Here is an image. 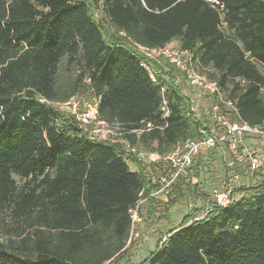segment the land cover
<instances>
[{
  "label": "trees",
  "instance_id": "1",
  "mask_svg": "<svg viewBox=\"0 0 264 264\" xmlns=\"http://www.w3.org/2000/svg\"><path fill=\"white\" fill-rule=\"evenodd\" d=\"M173 42L234 103V122L263 125L264 0H0V264H109L130 248L131 212L156 187L123 142L91 139L53 104L88 92L120 141L161 157L210 136L185 76L134 49ZM62 62L78 68L67 87ZM259 176L184 218L143 264H264Z\"/></svg>",
  "mask_w": 264,
  "mask_h": 264
},
{
  "label": "rangeland",
  "instance_id": "2",
  "mask_svg": "<svg viewBox=\"0 0 264 264\" xmlns=\"http://www.w3.org/2000/svg\"><path fill=\"white\" fill-rule=\"evenodd\" d=\"M168 47L180 49L178 42H173ZM161 61L162 59L159 63L155 62L161 65ZM260 70L264 74L262 67ZM77 74V67L68 66L62 62L59 68L58 83L67 87L75 80ZM194 94L197 97L195 108L198 118L211 127L214 136H223L226 133V125L234 122L230 111L224 110L221 114L215 109V101L198 90ZM262 97L264 98V89ZM73 98L80 103L81 108L86 104H93L94 101V96L88 92H83ZM224 98H226L225 94ZM56 104L53 105L57 107ZM112 137L116 141V127ZM238 139L240 142L236 150L230 149V137L227 136L214 149L203 150L194 166L179 178L183 181L180 186L181 196L175 191L179 179L170 187H167V182L163 181L166 169L164 160L152 162L149 157L156 153H151L140 146L132 148L127 142L122 141L126 151L134 155L137 162L144 168L148 180L156 188L150 192L149 197L143 198L142 196L137 208L131 212L130 248L109 264H143L159 242L164 241L170 231L177 229L184 218L190 216L194 219H202L213 208L214 190H231L234 200H239L242 195L238 194L237 190L250 184L254 176L264 173V163L262 167L253 170L250 162L252 156H259L264 162V142L255 136H242ZM243 152L249 153V156H245ZM128 165L132 172L139 170L135 163L128 161ZM236 175L239 177L238 180L234 179ZM258 179H261V176ZM155 192L158 194L152 197L151 195Z\"/></svg>",
  "mask_w": 264,
  "mask_h": 264
},
{
  "label": "built area",
  "instance_id": "3",
  "mask_svg": "<svg viewBox=\"0 0 264 264\" xmlns=\"http://www.w3.org/2000/svg\"><path fill=\"white\" fill-rule=\"evenodd\" d=\"M134 49L148 60L157 61L158 63L161 59L167 60L185 76L187 83L191 88L202 92L205 96L210 98L216 97L218 103H223L228 110L236 112L234 103L231 100L224 98V93L218 83L200 72L197 60L193 53L187 50L169 48L168 46L162 48H147L135 45ZM144 66L148 67L146 63ZM99 101L100 99L94 97L93 104H86L81 108L80 103L74 98H71L65 103H57L56 105L59 111L74 117L79 127L83 129L91 139L113 143L122 142L118 138L120 133H118L117 128L115 141L112 137L115 127L110 126L99 118ZM191 102V112L198 117L195 108L196 100L192 99ZM218 103L215 105L216 110L219 108ZM163 110L165 109L163 108ZM148 127L150 128L151 125L149 124ZM226 127V133L223 136L216 137L214 134L206 136L204 131H200L202 136L200 139L178 142L174 148L163 157H160L157 154L150 155L149 158L152 162L161 159L165 161L166 169L163 181L167 182V187H170L175 181L183 177V174L187 173V171L194 166L197 157L203 150L214 149L224 141L226 136L230 137L229 147L231 150L237 149L238 143L240 142L238 137L242 136H255L264 142V123L261 126L252 127L246 123L237 121L227 124ZM243 154L249 156V153L243 152ZM250 162L253 170L262 167L264 163L259 156H252ZM234 179L238 180V175L234 176ZM155 194H158V192L153 193L151 196L153 197ZM140 196H142V193ZM212 197L214 203L221 207H227L234 200L231 190H214Z\"/></svg>",
  "mask_w": 264,
  "mask_h": 264
}]
</instances>
